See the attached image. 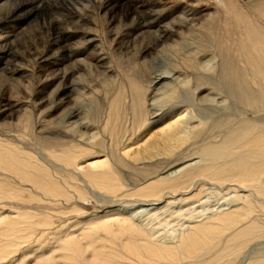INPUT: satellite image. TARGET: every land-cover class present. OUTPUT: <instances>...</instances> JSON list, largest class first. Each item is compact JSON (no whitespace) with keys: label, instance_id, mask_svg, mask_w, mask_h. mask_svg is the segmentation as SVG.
Here are the masks:
<instances>
[{"label":"bare ground","instance_id":"6f19581e","mask_svg":"<svg viewBox=\"0 0 264 264\" xmlns=\"http://www.w3.org/2000/svg\"><path fill=\"white\" fill-rule=\"evenodd\" d=\"M21 1H0L6 12L0 13L3 72L16 45L9 37L21 34L31 15H39V10L25 12ZM220 1L230 15L233 7ZM5 3L12 8L3 9ZM122 3L102 4L114 13ZM142 6L132 10L140 16L131 24L136 28H126L138 31L142 44L148 28L155 29L142 48L165 42L176 27L187 24L184 14L166 22L143 17L137 13ZM253 9L263 23L257 20L237 46L239 61L214 35L218 23L212 12L205 33L213 45L169 64L162 55L148 65L136 63L112 94L102 88L101 97L90 74L73 75L93 65L109 75V57L102 51L83 57L96 45L93 36L80 49L60 33L62 50L52 61L69 63L58 73L63 81L31 104L33 112L31 106L24 108L18 87L6 102L0 97V264H230L248 243L264 238L255 214L264 215V2ZM14 66L7 70L9 81L19 84L17 76L25 70ZM72 93V103L62 106ZM88 158L86 166H79ZM209 188L223 196L233 193L225 207L209 215L182 208L200 203ZM163 201L178 209L147 211L151 226L133 215L144 212L146 203ZM121 203L135 213L123 211ZM162 215L157 224L181 217L186 224L170 241L152 224Z\"/></svg>","mask_w":264,"mask_h":264},{"label":"rangeland","instance_id":"374dc122","mask_svg":"<svg viewBox=\"0 0 264 264\" xmlns=\"http://www.w3.org/2000/svg\"><path fill=\"white\" fill-rule=\"evenodd\" d=\"M32 1L35 2L33 3ZM103 1L105 4L106 0H22L21 2L27 4V7L24 8L25 12L32 11V14H34L36 10H39L38 13L40 16L31 15L30 19H32V21L28 23V25L23 24L22 27L24 29L21 31V34L19 31V35L17 33L16 35L9 37L10 41L12 38H14L12 39V41H14L16 45L11 46L12 49L10 55L5 58V61L3 60L4 62L8 61L6 64V69L10 72L12 69H15L13 68V66L15 65L14 67L25 70V73L17 76L19 78L18 84V82L9 81L10 74L7 70H5V72L0 70V97L6 102L8 98H11V96L14 95L18 87L17 96L20 100L23 99V101L25 102L24 108H26L27 105L31 106V104L36 102L38 103L41 99H44L49 94V92L51 93L55 85L58 86L60 84L58 82L63 81L61 80V77L58 73L59 71L61 72V69L67 68L69 63L63 62L61 60L58 61L56 59L54 62L52 61L54 60L52 58H54L55 56L58 58V55H60V51L62 50L61 45H63V43L61 41H63V37H60L61 32H64L65 35L68 34L69 36H71L69 42L73 44V46L75 45V47H80V49L81 47H83V41L85 42L88 38H91L93 36L92 38L97 39L96 45L87 47L85 53L83 54V57H86L88 59L91 53H96L97 51H102L101 53L104 52L103 54H105L107 58L109 57V63L112 67V72L109 73L110 76L104 74L102 75L101 70L94 65L90 68L89 72H86L85 69H82V67H80L73 75V77H75L78 74H90L89 79L91 80V84L93 87L96 85L95 88L100 90L99 96L101 97V93L103 91L102 88L106 87L107 93L112 94L115 91L116 82L118 83L119 78L123 77L124 72H131L133 71V69H137L138 65H136V63L140 64L141 66L143 60H146L145 63H147L146 65H148L149 61L156 55H162L164 64L168 62L172 63L181 59L182 56L184 57V55H191L193 53H196L197 51L201 52L200 50L203 47L208 46L211 43L213 45L214 41L210 39V37L205 33V26H210L212 24V12L217 16L216 21L218 23V27L216 26L213 31L214 35L217 32V38H219V41L224 46H227V48H230L232 50L231 52L234 54L235 58H237L238 61L240 58V52L237 50V46L242 40L246 38L247 32L249 33V30L253 29V27L257 25V20L260 21V24L263 23L261 19H259V16L254 11L253 7L255 3L261 1L264 2V0H222L224 3H228L227 5L229 9L233 7V9H231L230 15L226 14V12L224 11V6L220 3V0H154L155 2L153 0H123V5L120 4V7H117L115 10L114 13L116 14L109 12V10L105 8L104 4H102ZM6 4L7 3H5V6L7 7L3 9H6L9 6V8H12V4ZM38 4L40 5V8L36 7ZM150 4L152 5V7H155L151 8ZM43 5L45 6L43 7ZM99 5L103 6V9ZM141 5H143L140 10L141 12L137 13H140V15H142L143 17L151 19L155 18L157 21L164 19V22H166L172 20V18L174 17H176V20L177 16L179 19L180 16L184 14L187 15L185 16V23L187 22V24H182L183 27H181L182 25L178 28L176 27V31L172 32L170 34L171 37L168 36L169 38H167L165 42H159L155 45H152V47L147 46V49H145L146 47L142 48L144 44L149 41L148 35L150 36V34H153L155 29L148 28L149 31H147L143 40L144 44H142V38L135 37V35L139 33L138 31H129V29H131L132 27L131 24H133V22L135 23V19H138L140 17L136 16V14H132L133 7H137L136 9H140L138 7ZM0 6H2V4H0ZM146 9H148V11ZM73 10L75 12H73ZM1 11L2 9H0L1 15L6 14L4 10L2 12ZM73 13H75L76 15H74ZM146 13L149 17L146 15ZM189 14L192 16H190ZM231 15H233L232 18ZM192 17L193 19L191 21L190 18ZM222 20H224V22ZM146 21L148 20L145 19V22ZM133 27L136 28V25H133ZM58 28L59 30H57ZM141 28V30H143V27ZM0 31L3 32V29ZM9 34H14V31L13 33L10 32ZM163 37L165 38L166 36L164 35ZM52 41L54 44L52 43ZM59 42H61L60 45ZM67 47L68 46H64L63 49H66ZM141 48L143 50H140ZM48 61L49 63L51 62V64H49ZM162 66L165 67V65ZM159 68H161V66ZM92 80L95 82H92ZM139 81H141V79ZM13 84L16 87L15 89ZM73 97H75V94L72 93L70 95V98L67 97L69 99H65V102L62 106L71 104V98ZM60 110L61 108L57 109L54 113L51 114V116L55 117ZM33 111L34 106H31V112ZM193 113L195 114L197 112L193 111ZM195 115L199 117L200 114ZM198 117H196L194 121H196ZM141 137L142 136H140L139 139H141ZM144 139L145 138H142V141L139 140L138 146L143 143ZM89 159L90 158L80 163L79 166H86L89 162ZM232 194L233 193L223 196L222 193L216 192L215 190L209 188L203 193L201 199V201L203 200L202 202L200 201V203L196 202L192 204H184L182 208H184L185 210L190 208L191 210L188 209V211L192 215L196 214V212L202 213V211L207 212L206 214L209 215L208 212L210 210L215 211L225 207V203L230 201ZM262 203L264 205V198ZM118 205L124 206L123 211L135 213L133 206H129L128 208H126L123 203ZM164 205H166L164 201L159 203L158 205H150V203H146V206L141 207L142 209H144V212H140L139 215H133H135V217L139 216L138 219L140 221L146 223L148 226H151L149 223L151 221L148 222L149 219L147 218V216L151 215L152 212H164V209H168L167 211L170 212V210L178 209L177 207H175V204L173 205V207L167 206L168 208ZM147 211H150L149 215L146 214ZM212 211L210 213H212ZM89 212L90 211L88 210L86 213L88 214ZM255 214L259 216V220L264 225V215H262V213L260 212H256ZM160 217L159 219L152 221V224L156 225H154V227H156V231L158 233L155 232V234H161L160 237H165L164 239L166 241L172 240L174 238V235L176 236L178 231L183 229L184 225H186L182 217L173 220L169 218V224H166L164 220L159 221V224H157V221L162 219L163 215ZM260 258L264 259L263 237L256 238L255 240L248 243L231 261L232 263L230 264H254L255 261Z\"/></svg>","mask_w":264,"mask_h":264}]
</instances>
